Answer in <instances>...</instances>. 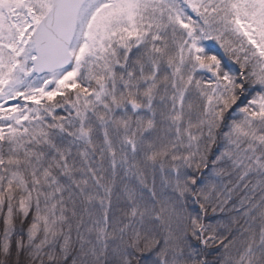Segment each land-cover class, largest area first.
I'll return each mask as SVG.
<instances>
[{
    "label": "snow or ice",
    "instance_id": "snow-or-ice-1",
    "mask_svg": "<svg viewBox=\"0 0 264 264\" xmlns=\"http://www.w3.org/2000/svg\"><path fill=\"white\" fill-rule=\"evenodd\" d=\"M0 264H264V0H0Z\"/></svg>",
    "mask_w": 264,
    "mask_h": 264
}]
</instances>
